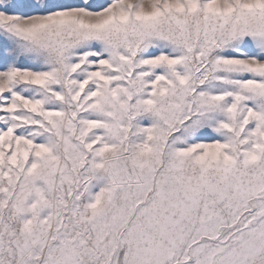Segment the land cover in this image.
<instances>
[{
    "label": "snow or ice",
    "instance_id": "6c2138e0",
    "mask_svg": "<svg viewBox=\"0 0 264 264\" xmlns=\"http://www.w3.org/2000/svg\"><path fill=\"white\" fill-rule=\"evenodd\" d=\"M0 264H264V0H0Z\"/></svg>",
    "mask_w": 264,
    "mask_h": 264
}]
</instances>
